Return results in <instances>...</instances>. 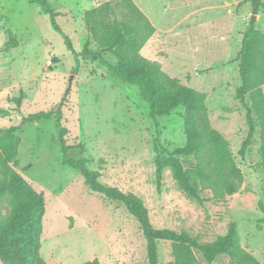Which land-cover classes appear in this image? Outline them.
<instances>
[{"label":"rangeland","instance_id":"rangeland-1","mask_svg":"<svg viewBox=\"0 0 264 264\" xmlns=\"http://www.w3.org/2000/svg\"><path fill=\"white\" fill-rule=\"evenodd\" d=\"M47 2L53 17L31 0H0V130L17 128L20 145L10 165L45 201L41 258L47 264L95 259L100 264L148 263L146 240L126 208L92 192L79 172L63 165L54 117L23 122L29 115L60 107L70 156L100 171L101 184L141 198L156 229L187 231L211 243L235 223L242 248L264 264L259 127L241 157L250 100L236 94L241 38L254 16L264 34V7L255 15L248 0H133L157 32L140 54L206 95L211 127L228 142L242 173L235 195L215 201L210 191H203L201 205L179 189L170 169H164L160 187L156 181L155 142L169 150L184 147V109L152 119L138 88L112 77L98 63L80 59L79 72L73 73L75 59L66 38L75 53H81L87 41L91 50L100 51L90 38L86 13L106 2L116 6L117 1ZM103 56L117 62L110 52ZM71 75L75 77L68 89ZM185 162L189 167L194 161ZM11 211L9 200L0 202L1 216L7 218ZM158 255L159 264H168L170 243L159 242ZM11 259L0 256V264ZM228 263L222 256L214 264Z\"/></svg>","mask_w":264,"mask_h":264},{"label":"trees","instance_id":"trees-1","mask_svg":"<svg viewBox=\"0 0 264 264\" xmlns=\"http://www.w3.org/2000/svg\"><path fill=\"white\" fill-rule=\"evenodd\" d=\"M31 1L38 4L44 13L54 16L47 0ZM114 1H117L116 6L106 2L85 16L90 38L100 51L91 50L90 42L87 41L82 52L75 53L70 39L66 38V44L75 59L73 73L79 72L80 59L98 63L112 77L138 88L140 98L149 106L152 119L169 115L180 107L184 109V147L169 150L158 140L155 142L154 164L158 187L161 186L164 169L168 168L179 189L201 205L204 204L201 197L203 191H210L215 201L235 195L240 189L242 173L228 142L211 127L206 95L182 85L179 80L164 73L159 65L140 54L148 42L157 38L156 29L133 0ZM248 2L255 15L264 7L262 0ZM6 48L9 49L8 46ZM107 52L113 54L117 61L115 64L104 58L103 53ZM236 61L241 83L237 97L242 101L246 98L250 100V106H245L248 135L239 154L245 156L258 125L260 167L264 174V34L257 30L253 19L242 35ZM15 102L18 105L21 103L19 100ZM52 117L63 165L79 172L92 192L121 203L126 208L139 224L146 240L147 264H159V242L171 245L172 260L168 264H201L197 255L206 264H214L222 256L228 257V264H262L242 248L235 223L230 225L227 234L211 243H202L187 231L177 233L156 229L141 198L101 184L100 171L90 170L85 159L75 160L70 156L66 139L68 130L63 125L60 107L29 115L23 118V122L51 120ZM16 131V127L0 130V202L9 200L12 207L9 217L0 215V256H10L12 259L9 264H47L40 255L44 198L10 165L16 162L20 145L19 138L15 136ZM190 158L194 162L187 167L185 161ZM262 210L264 212V208ZM83 264L100 262L95 259Z\"/></svg>","mask_w":264,"mask_h":264},{"label":"water","instance_id":"water-1","mask_svg":"<svg viewBox=\"0 0 264 264\" xmlns=\"http://www.w3.org/2000/svg\"><path fill=\"white\" fill-rule=\"evenodd\" d=\"M255 18H256V16L253 17V20H255ZM74 77H75L74 75H71V77L69 79L68 89H69V87L71 85V82H72V80H73Z\"/></svg>","mask_w":264,"mask_h":264},{"label":"crops","instance_id":"crops-1","mask_svg":"<svg viewBox=\"0 0 264 264\" xmlns=\"http://www.w3.org/2000/svg\"><path fill=\"white\" fill-rule=\"evenodd\" d=\"M100 6V5H99Z\"/></svg>","mask_w":264,"mask_h":264}]
</instances>
